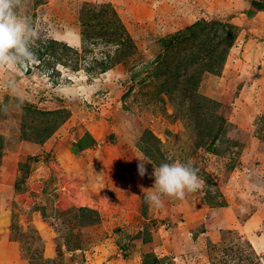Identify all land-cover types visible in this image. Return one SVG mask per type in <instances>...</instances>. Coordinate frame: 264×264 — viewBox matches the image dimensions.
Returning <instances> with one entry per match:
<instances>
[{"label":"rangeland","instance_id":"obj_1","mask_svg":"<svg viewBox=\"0 0 264 264\" xmlns=\"http://www.w3.org/2000/svg\"><path fill=\"white\" fill-rule=\"evenodd\" d=\"M16 10L36 59L0 68L9 264H264V0ZM175 161L201 187L150 206Z\"/></svg>","mask_w":264,"mask_h":264},{"label":"clouds","instance_id":"obj_2","mask_svg":"<svg viewBox=\"0 0 264 264\" xmlns=\"http://www.w3.org/2000/svg\"><path fill=\"white\" fill-rule=\"evenodd\" d=\"M21 0H0V68L9 63L15 66L36 59L32 51L36 36L35 30L17 13ZM137 171L141 177L146 174V163H152L147 157L136 158ZM154 186L142 191L147 193L146 202L152 207L163 205V199H184L187 193L197 191L203 181L198 169L191 162L161 163L153 166Z\"/></svg>","mask_w":264,"mask_h":264},{"label":"crops","instance_id":"obj_3","mask_svg":"<svg viewBox=\"0 0 264 264\" xmlns=\"http://www.w3.org/2000/svg\"><path fill=\"white\" fill-rule=\"evenodd\" d=\"M3 197L0 195V204L3 205ZM2 221L0 220V223ZM7 235L3 232H0V264H9L10 256L13 255L15 252L14 249L12 250L8 246H6V238ZM5 244V245H4Z\"/></svg>","mask_w":264,"mask_h":264}]
</instances>
